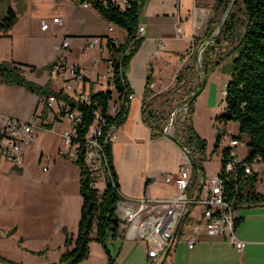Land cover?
<instances>
[{"label": "crops", "instance_id": "1", "mask_svg": "<svg viewBox=\"0 0 264 264\" xmlns=\"http://www.w3.org/2000/svg\"><path fill=\"white\" fill-rule=\"evenodd\" d=\"M119 1H121V5L124 2V0ZM14 2V4L7 7V9H12L16 15L15 23L7 32L8 37L15 34L24 18L23 16H26L28 23L34 21L32 24L38 27L40 31H46L41 30V23L44 21L53 32L52 50L55 57L44 64L47 67L46 75H48L46 83L50 84L52 91L64 90L63 84L65 81H68L72 87L75 86L77 91L82 94L111 87L108 79L110 74L107 70V62L110 59L108 54L105 52L99 53L97 50L82 52L81 47H83L85 39L89 37H109L122 43L126 38L123 30L106 22L89 6L82 7L80 5L81 11L76 12L74 5L68 0H18ZM205 2L206 0H147L141 9L139 27H142L143 31L139 35V41L134 47L132 56L124 70L125 79L133 92V97L127 106L124 120L113 132V139L110 142L112 166L118 192L122 199L119 202L121 208H133L135 202L142 198L168 200L176 194L174 185L166 183L165 177L178 171L181 161L180 148L168 135L152 136L150 129L143 123L141 118L145 95V85L143 83L144 79L146 82L147 77L151 75L153 88L148 90L166 93L174 87V78L185 65L188 66V60L187 56H183L185 50H174L172 46L174 42L179 40H185L190 45L193 37L201 38L204 35L206 23L212 18ZM5 11L4 8L0 9L1 17ZM54 18H59L61 23H54ZM178 27L181 30L179 38L176 37ZM109 28H112V31H109ZM66 36L71 38L67 64L77 66L84 71L87 82L83 84L82 82H75L70 76L68 78L63 76L59 88L55 89L51 78L62 75H56L48 67L56 58L55 47ZM155 51H158V53H155ZM164 52L169 53L166 60L161 59ZM75 54L78 55L75 56ZM82 55H85L86 60L78 58ZM10 61L15 64L14 58H10ZM18 65L24 64L19 63ZM0 88L19 92L26 97L35 99L33 93L25 91L23 87L0 83ZM184 88L188 89L187 86L179 89L175 95L176 99L186 94ZM65 94L73 97L71 91H66ZM176 101H174V105ZM38 108L39 102L36 98L32 114ZM0 114L15 117L22 121H28L29 117H24L23 114L22 116H14L15 112L11 109H1ZM63 124L57 125L61 126ZM62 132L57 133V136L61 137ZM36 140L35 137L31 143L32 146ZM221 143L222 148L227 145L224 136ZM222 148L219 144L216 149L219 156ZM238 158L242 159L244 156L241 158L238 156ZM40 163H42L41 159L39 160ZM48 169L47 166V171ZM212 176L205 175V180ZM258 181L262 183L260 176ZM255 191L264 194L256 184ZM250 206L254 207V204H242L235 210V217H242L241 222L235 228V234L246 243L241 254L235 253L228 247L222 237H209L205 233L198 222L200 210L197 216H192V219L199 225L197 231L193 232L189 227L184 228L186 233H184V230L180 231L162 264H264V226L261 227L258 224L257 228L251 229L257 222L264 223V215L261 209L253 210V212L250 209L245 214L246 216L241 215L240 211ZM79 213L80 208L75 209L73 217L76 218ZM68 215H70V210L67 212ZM15 233H17L16 227L4 232L5 236L8 237ZM191 234L194 235L196 241L194 246L189 249L187 239ZM135 240L137 239L123 235L122 238L115 239L110 243L111 253L115 254L116 257V264H152L147 259L146 245L144 246L142 241ZM18 242L22 249L28 250L23 246L24 243L21 237ZM98 248L95 247L93 252L100 255ZM91 253L92 251L89 249V255ZM122 256L124 259L121 260ZM0 257L7 259L2 254H0ZM106 262L107 257L104 256L102 259L100 257L97 264H106Z\"/></svg>", "mask_w": 264, "mask_h": 264}, {"label": "trees", "instance_id": "2", "mask_svg": "<svg viewBox=\"0 0 264 264\" xmlns=\"http://www.w3.org/2000/svg\"><path fill=\"white\" fill-rule=\"evenodd\" d=\"M77 2L79 4L87 3L106 22L125 32L126 38L117 48L113 46L111 38L99 37L106 39L108 50L112 53L113 71L109 78L111 87L93 91L88 94L87 102H79L63 93L62 90L59 92L52 91L48 82L40 86L27 81L18 67L19 65L16 66L6 61L0 63V83L23 87L28 92L37 94L38 97L47 98L53 95L79 114V122L75 127L76 136L73 139V144H77L79 147L77 159L72 162L79 168L78 194L82 203L76 237L73 241L71 238L66 237L64 241L65 248L71 245H73V248L64 251L56 264H79L83 262L89 255V244L92 240L103 249L107 257L106 264H114L116 257L110 253L108 245L123 236L122 222L116 215L117 205L122 199L118 192L112 166L110 143H104L102 140L110 126L121 125L130 101L128 95H133L125 79L124 70L132 56L134 47L139 41V37H137L139 16L147 0H125L123 8L116 0H77ZM214 2L216 12L225 10L230 3L229 0H214ZM235 5L236 3L233 7ZM242 9L246 16V22L241 36L237 38V31L233 24L234 16L230 13L227 16V22L223 23L221 27L220 34L225 38V41H238V44L232 52L234 57L232 58L230 79L224 86L225 112L218 117V121L223 124L228 122L237 123V135L232 136L230 139L236 140L240 144L245 137L248 152L237 163L235 172L224 173L223 166L229 159L230 152V148L226 145L221 149L220 166L217 171L221 173V178L224 180L223 187L226 200L235 201V204L239 203V207L242 204L252 205L256 202H264V194L255 191V184L258 182L259 175L256 173L246 175L243 172L244 166L251 165L256 159H258V162L264 163V0H243ZM15 21L14 11L10 8L6 9L0 18V31L7 33ZM212 24L213 19L208 21L204 35L201 38H192L191 47L195 50L192 54L194 61H196L197 56L196 48L203 41L210 40L213 45L207 47L202 54V80L189 91L188 95H192L187 96L183 101L189 116L187 118L185 116L180 119L176 118L175 131H177V136L175 137L174 134L173 137L170 136L178 147L186 148L191 157V180L187 189L189 198H194L198 194L199 182L205 179L203 164L208 160L206 141L193 130L191 115L193 113L192 104L202 90L205 78L220 64V60L212 61L211 57L221 44L218 37L212 38ZM51 65L48 69H51ZM44 69L46 70L47 67H44ZM194 72L195 69L192 66H184L174 78V87L161 97L157 96L152 99L156 101L161 98V112H155L151 104L147 105V99L151 93L148 89H150L149 85L152 81L151 75L147 77L141 118L143 123L150 129L152 136L163 134V127L167 120H170L172 113L179 108V103L173 104L178 99L175 96L176 92L186 87L190 76L194 75ZM111 106H117V113L114 116L109 114ZM95 112H99L104 119L102 138L99 142L107 164L105 171L109 173L105 187L101 191L92 187V181L84 166L82 157L84 137L94 122ZM42 113L44 114L43 111ZM223 136L218 134L215 144L216 149L219 147ZM241 220L242 217H235L234 229ZM92 234H94V238L91 237ZM0 264L20 263L0 257Z\"/></svg>", "mask_w": 264, "mask_h": 264}, {"label": "rangeland", "instance_id": "3", "mask_svg": "<svg viewBox=\"0 0 264 264\" xmlns=\"http://www.w3.org/2000/svg\"><path fill=\"white\" fill-rule=\"evenodd\" d=\"M14 1L18 0H0V5H2L0 9L4 8L5 11L10 4L15 3ZM68 1L74 5L76 12L81 11L79 7L81 4L77 0ZM229 1L230 3L226 9L223 11L219 10L218 12L215 11L214 0H206L205 2V6L212 17L211 19H213L212 38L218 37L221 41L220 46L211 56L212 61L220 60V64L205 78L204 86L192 104L193 113L191 115V122L193 130L200 138L206 141L208 160L203 164L206 176L214 175L220 166V156L215 148L218 134L224 135L225 141L228 143V139L236 136L238 132L237 123L228 122L223 124L218 121V117L225 112V97L222 92L224 84L230 79L232 58L234 57L232 52L238 44V41H225V38L220 34L221 27L223 23L227 22V16L230 13V15L234 16L233 24L238 38L243 34V27L246 22V16L242 9L243 0ZM117 3L121 4V1L117 0ZM234 3H236L235 7H233ZM23 17L15 34L11 37H8V33L0 31V63L3 61L12 63L10 58H14V65L18 66L19 63L24 64L18 67L27 81L43 86L48 76L46 75L47 72L44 69L46 66L44 64L55 57L52 50L53 32L50 26L48 30L40 31L38 27L32 24L34 21L28 23L26 16ZM184 42L185 40L174 42L172 49L178 51L185 50L183 56H187L188 66H192L195 72L194 75L190 76V80L186 85L188 89L184 88L187 94L179 97L178 101H176V103H179V110L181 107H184L183 98L189 96V91L202 80V54L207 47L213 45L210 40H205L207 44L196 48L197 56L196 61H194L195 59L192 54L195 50L191 47L192 39L190 45ZM84 56L82 55L78 58L86 60ZM168 56L169 53L164 52L161 55V59L166 60ZM63 76L64 78H68L69 73L51 78L55 89L59 88ZM143 85H145V79ZM163 94L164 92L157 93L151 91L150 97L147 99V105L151 104L155 112L162 111V100L161 98L156 101L152 99L157 96L161 97ZM33 95L35 99L26 97L19 92L7 91L0 88V110L11 109L15 112L14 116H22L23 114L24 117L29 116L27 119L29 121L32 118L31 114L35 100L39 98L37 94L33 93ZM41 107L42 105L40 104L37 109L38 114ZM186 113L185 116L183 111H178L176 118L180 119L184 116L187 118L189 116L188 111ZM175 119L171 126L174 128V131L167 133L169 137L170 135L172 137L174 135L175 137L177 136ZM169 121L168 119L163 130L167 128L166 126ZM67 126V123L61 126L57 125L55 127L56 132L54 133L45 128L38 129L35 136L37 140L33 146L30 145L26 149L24 161H22V165L20 164L21 166H13L0 160V254L10 261L20 264H56L64 251L73 248V245L65 248L64 241L66 237L71 238L72 241L76 237L80 215L78 214L76 218L73 217V211L81 207L82 200L78 194L79 168L74 162L61 154L65 150V146L62 144L61 138L57 136V133L65 130ZM246 140L244 137L236 150L240 158L248 152ZM220 146L221 148L223 146L221 142ZM40 159L42 163L39 164ZM46 165L49 169L47 172H43L42 167ZM259 176L262 179V183L258 181L256 186L264 192V169H261ZM260 205L261 202L254 203V207L250 206L240 211L241 215L244 214L246 216L245 214L250 209L251 212L261 209ZM195 207L191 213V216L194 215V217L201 210L200 206ZM69 210L70 215L67 216ZM258 224L261 227L264 226L263 222H257L251 229L257 228ZM12 227L17 228V233L10 237L5 236L4 232H7ZM184 233H186V229ZM20 237L23 239V246L28 250L20 247L18 242ZM91 237L94 238V234ZM135 241L142 240L137 239ZM142 243L144 246L146 245L145 241H142ZM95 247H99L98 251L100 255L97 252H93L95 251L93 250ZM108 248L111 253V244L108 245ZM89 249L92 253L79 264H97L100 257L102 259V257L106 256L101 246L94 242V240L90 242ZM120 259H124L123 256ZM114 264H116V261Z\"/></svg>", "mask_w": 264, "mask_h": 264}, {"label": "built area", "instance_id": "4", "mask_svg": "<svg viewBox=\"0 0 264 264\" xmlns=\"http://www.w3.org/2000/svg\"><path fill=\"white\" fill-rule=\"evenodd\" d=\"M125 2V0H124ZM124 2L121 7H124ZM83 7H88L87 3L81 4ZM54 23H61L59 18L53 19ZM48 25L44 21L41 23V30H47ZM112 31V28H109ZM143 28L139 27L137 30V37L142 33ZM181 30L176 29V37L179 38ZM112 39L114 47H118L121 42ZM207 44L201 43L199 46ZM71 46V38L66 36L61 39L59 45L55 47L56 58L52 62L51 72L56 75L69 73V76L75 82L87 81L86 73L77 66L67 64V56L69 55ZM89 50H97L99 53L105 52L109 56L107 62V70L112 75V53L109 52L106 44V39L99 37H89L85 39L82 52ZM158 53V51H155ZM108 78V79H109ZM71 80V81H72ZM150 89L153 84L149 85ZM63 89L73 92V99L75 101H88V94H82L77 91L75 86H71L67 81L63 84ZM63 91V93H65ZM224 95V90L222 92ZM132 94L128 95L131 99ZM39 106L42 105L38 114L37 111L32 114L29 121H22L15 117L0 114V160L18 166L22 163L26 149L33 142L37 130L45 128L51 133L55 132V125L67 123V128L61 134V142L65 146V150L61 153L64 157L71 161L77 159L78 145L73 144V139L76 136L75 127L79 122V114L76 110H72L64 102L59 101L55 96L50 95L47 98H38ZM184 105V104H183ZM44 112V114L42 113ZM178 111L186 116L187 107H181L180 110L174 111L170 117V121L163 130V134L174 131L172 126L173 120L176 118ZM117 113V106H111L109 114ZM184 118V117H183ZM176 120V119H175ZM104 119L99 112L94 113V122L90 126L83 141V162L84 166L89 172L92 187L101 191L106 184L109 173L105 171L107 164L104 159L103 151L99 140L102 138V126ZM119 126L112 125L106 132L103 138L104 143H110L113 139V132ZM168 135V134H167ZM169 136V135H168ZM172 136V135H170ZM230 148L229 159L223 166L224 173H233L236 170V165L240 159L237 156L236 150L239 142L233 139H228L227 143ZM181 153V161L179 169L176 173L165 177L166 183H171L176 189L174 197L168 200H155L150 198H142L135 202L133 208H121L119 203L117 205L116 215L122 222L123 235L126 237H133L146 242L147 259L152 264H159L169 245L179 236V232L184 228L189 227L191 231L195 232L198 229L196 221L192 219L191 213L200 206L201 213L199 223L209 237H222L225 243L231 247L235 252L241 254L245 248L246 243L239 239L235 234V210L239 203L235 201H227L224 194V184L221 178V173L217 172L208 179L200 180V192L194 197L189 198L187 189L191 180L192 162L189 152L186 148L179 147ZM261 166V167H260ZM264 168V163L258 162L256 159L251 165H246L243 172L246 175L253 173L260 174L261 169ZM42 171H47V166L42 167ZM236 187L234 188V190ZM199 191V189H198ZM262 213L264 215V203L261 204ZM196 239L194 235H190L187 239V246L191 249L194 246ZM170 246V248H171Z\"/></svg>", "mask_w": 264, "mask_h": 264}, {"label": "water", "instance_id": "5", "mask_svg": "<svg viewBox=\"0 0 264 264\" xmlns=\"http://www.w3.org/2000/svg\"><path fill=\"white\" fill-rule=\"evenodd\" d=\"M227 10H228V9H227ZM200 189H201V187H199V191H198V192H200ZM170 246H171V245H169V247L166 249V252H165V254H164V257H163L162 261H161L159 264H162L163 261L165 260L167 254H168V252H169V250H170Z\"/></svg>", "mask_w": 264, "mask_h": 264}]
</instances>
